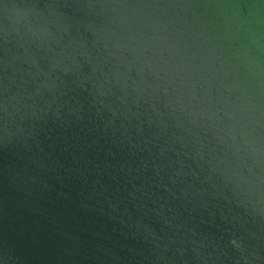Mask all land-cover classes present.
<instances>
[{
	"label": "water",
	"instance_id": "95a60500",
	"mask_svg": "<svg viewBox=\"0 0 264 264\" xmlns=\"http://www.w3.org/2000/svg\"><path fill=\"white\" fill-rule=\"evenodd\" d=\"M0 264H264V0H0Z\"/></svg>",
	"mask_w": 264,
	"mask_h": 264
}]
</instances>
